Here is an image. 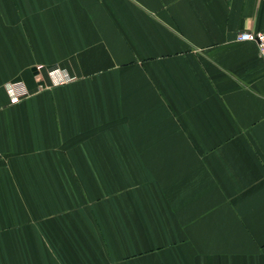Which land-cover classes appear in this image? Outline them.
<instances>
[{"label": "crops", "instance_id": "1", "mask_svg": "<svg viewBox=\"0 0 264 264\" xmlns=\"http://www.w3.org/2000/svg\"><path fill=\"white\" fill-rule=\"evenodd\" d=\"M246 30L264 0H0V264H264Z\"/></svg>", "mask_w": 264, "mask_h": 264}, {"label": "built area", "instance_id": "2", "mask_svg": "<svg viewBox=\"0 0 264 264\" xmlns=\"http://www.w3.org/2000/svg\"><path fill=\"white\" fill-rule=\"evenodd\" d=\"M237 39L239 41H247V40H252L255 41L258 45L260 54H261V58H263L264 60V30L259 31L257 33L246 30V31H241L238 35H237ZM38 70V74L36 75V77L38 79H42V74H41V69L42 66L39 65L36 67ZM51 73L53 75H57V83H64L70 80V77H68V75H65L63 73H61L59 70H52ZM62 74V75H61ZM6 89L10 95L11 98V102H19L22 98H24L25 96H27L30 92L27 88V86L21 82V81H11L8 82L6 84ZM1 108V106H0Z\"/></svg>", "mask_w": 264, "mask_h": 264}]
</instances>
